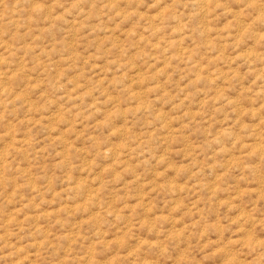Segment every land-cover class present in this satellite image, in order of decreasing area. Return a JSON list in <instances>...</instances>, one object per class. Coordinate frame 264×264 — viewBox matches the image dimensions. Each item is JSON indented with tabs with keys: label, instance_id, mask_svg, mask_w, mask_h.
I'll return each instance as SVG.
<instances>
[{
	"label": "rangeland",
	"instance_id": "rangeland-1",
	"mask_svg": "<svg viewBox=\"0 0 264 264\" xmlns=\"http://www.w3.org/2000/svg\"><path fill=\"white\" fill-rule=\"evenodd\" d=\"M0 264H264V0H0Z\"/></svg>",
	"mask_w": 264,
	"mask_h": 264
}]
</instances>
